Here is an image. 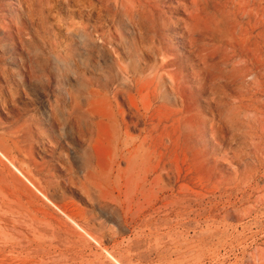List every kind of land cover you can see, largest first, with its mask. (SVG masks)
I'll use <instances>...</instances> for the list:
<instances>
[{
	"label": "rangeland",
	"instance_id": "rangeland-1",
	"mask_svg": "<svg viewBox=\"0 0 264 264\" xmlns=\"http://www.w3.org/2000/svg\"><path fill=\"white\" fill-rule=\"evenodd\" d=\"M0 264H264V0H0Z\"/></svg>",
	"mask_w": 264,
	"mask_h": 264
},
{
	"label": "bare ground",
	"instance_id": "bare-ground-1",
	"mask_svg": "<svg viewBox=\"0 0 264 264\" xmlns=\"http://www.w3.org/2000/svg\"><path fill=\"white\" fill-rule=\"evenodd\" d=\"M133 14V13H132ZM133 15H131V17H132ZM134 17H136V16H134ZM218 68V67H217Z\"/></svg>",
	"mask_w": 264,
	"mask_h": 264
}]
</instances>
